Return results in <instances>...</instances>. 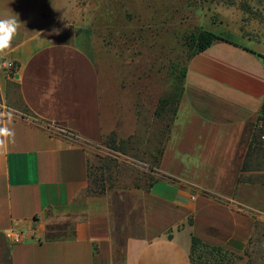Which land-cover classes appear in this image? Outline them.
<instances>
[{
  "label": "crops",
  "instance_id": "crops-1",
  "mask_svg": "<svg viewBox=\"0 0 264 264\" xmlns=\"http://www.w3.org/2000/svg\"><path fill=\"white\" fill-rule=\"evenodd\" d=\"M11 16L20 26L3 56L19 72L0 69V264H191L194 236L243 253L257 221L240 205H252L243 179L261 171L247 157L264 103L262 46L219 40L196 54L152 184L92 194V154L119 126L94 54L45 40L42 0H0V19ZM15 84L35 118L65 133L16 114Z\"/></svg>",
  "mask_w": 264,
  "mask_h": 264
},
{
  "label": "rangeland",
  "instance_id": "rangeland-1",
  "mask_svg": "<svg viewBox=\"0 0 264 264\" xmlns=\"http://www.w3.org/2000/svg\"><path fill=\"white\" fill-rule=\"evenodd\" d=\"M42 3L43 21L37 26L38 32L43 31L47 41L80 42L92 50L102 76L104 109L118 115L119 126L113 133L120 149H112L104 140L92 154V165H105L106 187L146 186L154 181L158 156L172 135L184 100L176 78L189 65L195 53L194 38L201 31H212L220 40L264 49V0ZM8 60L12 66L5 71L15 79L19 64ZM10 91L16 114L65 133L62 126L35 118L22 104L16 84ZM168 98L170 105L162 111V102ZM256 125L264 146L260 114ZM261 159V168L253 163L260 173L243 179L247 183L242 188L243 199L252 205H240L256 215L255 232L245 251L224 264H264V155ZM207 260L204 255L197 257L196 263Z\"/></svg>",
  "mask_w": 264,
  "mask_h": 264
},
{
  "label": "trees",
  "instance_id": "trees-1",
  "mask_svg": "<svg viewBox=\"0 0 264 264\" xmlns=\"http://www.w3.org/2000/svg\"><path fill=\"white\" fill-rule=\"evenodd\" d=\"M219 40L220 38L214 32L208 30L201 31L194 38L195 53L193 57L199 52L204 51L205 49H207L208 47H210L212 44H214ZM188 66L183 70L182 74L180 76L177 75L176 78V80L179 81L178 88L180 89L179 94L181 96L184 95V82H185ZM170 102H171V98L164 99V101L162 102L163 103L162 111H165L169 107ZM260 118L264 119V103L260 112ZM105 143H107L114 150L120 149L115 133H111L107 135L105 139ZM163 148L160 152V155L158 156V160H157L158 166H159L160 156L163 152ZM262 155H264V146L259 135L257 134V132H255L249 148L247 159H251V161L254 163L256 162L257 166L261 168V165L263 164V159H261ZM104 167L105 165L97 166L90 164L89 175L91 179V187L89 192L92 194H102L105 193L107 190V187L105 185L106 182H105ZM244 168L246 170L248 169V166L245 164ZM192 240L193 241H192V249H191V264H197L196 258L199 257L200 259L204 255L208 256V260L204 264H224L223 263L224 261L225 262L226 260L230 261L235 254L225 248L208 245L196 236H194Z\"/></svg>",
  "mask_w": 264,
  "mask_h": 264
},
{
  "label": "clouds",
  "instance_id": "clouds-1",
  "mask_svg": "<svg viewBox=\"0 0 264 264\" xmlns=\"http://www.w3.org/2000/svg\"><path fill=\"white\" fill-rule=\"evenodd\" d=\"M20 20L15 16L0 19V55H5L17 35Z\"/></svg>",
  "mask_w": 264,
  "mask_h": 264
},
{
  "label": "built area",
  "instance_id": "built-area-1",
  "mask_svg": "<svg viewBox=\"0 0 264 264\" xmlns=\"http://www.w3.org/2000/svg\"><path fill=\"white\" fill-rule=\"evenodd\" d=\"M11 66L12 64L10 63V61L6 57L0 55V69L6 70V69H9ZM263 139H264V134H263ZM13 239L14 241L20 242L22 241V236L21 234L15 233L13 235Z\"/></svg>",
  "mask_w": 264,
  "mask_h": 264
}]
</instances>
